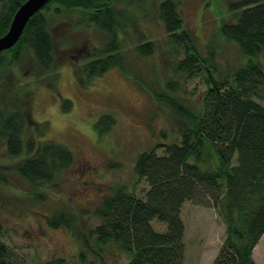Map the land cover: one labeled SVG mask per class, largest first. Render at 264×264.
Masks as SVG:
<instances>
[{
	"label": "trees",
	"instance_id": "trees-1",
	"mask_svg": "<svg viewBox=\"0 0 264 264\" xmlns=\"http://www.w3.org/2000/svg\"><path fill=\"white\" fill-rule=\"evenodd\" d=\"M27 1L0 0V38ZM137 3L142 0H51L29 21L18 43L0 53V86L5 80L1 68L4 54H11L13 64L18 65L25 51L29 52L34 62L33 80L51 88L57 82L59 47L78 52L79 61L74 65L79 82L87 83L114 66L122 67V34L129 33L132 27L127 11ZM51 10L56 18L53 20L62 28L61 35L51 29L46 15ZM228 10L234 21L223 24L219 32L237 42L246 62L219 75L214 41L207 47L208 55H204L184 28L178 4L161 0L155 5L156 18L171 47L168 58L173 60L175 80L168 81L166 89L177 92L184 86L182 80L197 77L204 80L207 88L200 94L198 107L160 95L180 119L174 126L178 140L158 144L138 156L136 177L149 186L142 198L120 186L103 199L96 210L100 225L87 237L81 234L84 264L87 253L106 245H114L128 255L127 264H184L182 209L187 202L213 205L226 226L225 240L213 264H255L252 254L264 235V2L231 0ZM94 32L105 35L101 47L93 44L91 51H85V47L74 44V38H84L85 46L93 43ZM136 51L141 57H149L155 45L138 43ZM4 73L6 77L10 74ZM14 85L18 93L15 87L2 89L0 105L4 102L9 106L7 100L13 96L19 101L9 111L0 109V149L4 148L5 155L11 158H23L16 172L33 186L32 195L44 202L38 190L72 169L76 157L68 146L39 142L31 133L35 126L39 135H44L41 124L32 118L31 90H27V84L21 88L17 81ZM72 107L70 100H63L61 108L65 113ZM114 123L111 115H105L95 124V130L105 134ZM3 169L0 166V182L5 183ZM154 220L165 224L166 231H156ZM73 223L74 218L64 214L54 215L49 221L55 229H72ZM4 235L0 222V239ZM89 238L97 246L93 247ZM0 264L28 263L0 243ZM37 264L68 263L56 259Z\"/></svg>",
	"mask_w": 264,
	"mask_h": 264
},
{
	"label": "rangeland",
	"instance_id": "rangeland-1",
	"mask_svg": "<svg viewBox=\"0 0 264 264\" xmlns=\"http://www.w3.org/2000/svg\"><path fill=\"white\" fill-rule=\"evenodd\" d=\"M158 1L161 0H142L127 11L132 27L129 33L122 34V67L114 66L87 83L79 82L75 71L78 52L64 47H59L58 51L55 88L33 80L34 62L29 52L25 51L18 65L13 64L11 54L2 56L5 80L0 86V99L4 91L16 88V81L21 88L27 84V90H31L32 118L44 130V135H39L38 128L32 126L31 133L37 135L39 142L68 146L76 157L72 169L38 190L45 197L44 202H39L32 195L33 186L16 172L23 158H11L5 155L4 148L0 149V166L5 168L1 175L7 178V182H0V222L5 231L0 243L28 264L56 259H63L68 264H84L81 261V252L85 251L83 238L100 225L96 210L103 199L113 195L120 186L142 198L149 186L136 177L138 156L158 144L178 140L174 126L180 119L160 95L177 98L191 107L199 105L200 94L207 88L201 77L182 80L184 86L177 92L166 89L167 82L175 78L172 76L173 60L168 58L171 47L156 18ZM174 1L184 20V28L194 37L204 55H208L207 47L214 41L219 75L246 62L237 42L219 32L223 24L234 21L228 10L231 0ZM46 15L53 32L61 35L63 31L53 20V10ZM104 38L105 35L94 32L93 43L87 46L84 38L73 40L78 48L91 51L94 45L101 47ZM149 42L155 45L154 53L141 57L136 46ZM261 61L264 63V57ZM4 72L10 73L8 77ZM49 78L45 76L44 79ZM15 90L18 93V89ZM13 97L7 100L9 106L2 102V111L16 106L19 100ZM64 99L73 103L67 113L61 108ZM105 115H111L115 123L107 133L100 135L95 124ZM57 214L74 218L72 229L52 228L49 221ZM182 219L186 246L184 264H213L226 236V226L218 210L213 205L205 207L187 202L182 209ZM152 226L158 232L167 229L156 220ZM81 234H84L82 238ZM89 241L95 247V242L90 238ZM99 247H95V252L87 253L86 264L128 263V255L116 246ZM252 260L255 264H264V235L253 251Z\"/></svg>",
	"mask_w": 264,
	"mask_h": 264
},
{
	"label": "water",
	"instance_id": "water-1",
	"mask_svg": "<svg viewBox=\"0 0 264 264\" xmlns=\"http://www.w3.org/2000/svg\"><path fill=\"white\" fill-rule=\"evenodd\" d=\"M51 0H28L16 12L10 28L0 38V53L13 48L20 40L29 21L40 12Z\"/></svg>",
	"mask_w": 264,
	"mask_h": 264
}]
</instances>
